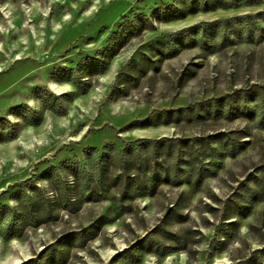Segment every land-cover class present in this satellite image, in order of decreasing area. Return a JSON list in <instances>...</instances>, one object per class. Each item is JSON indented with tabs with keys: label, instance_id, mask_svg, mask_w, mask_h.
Here are the masks:
<instances>
[{
	"label": "rangeland",
	"instance_id": "374dc122",
	"mask_svg": "<svg viewBox=\"0 0 264 264\" xmlns=\"http://www.w3.org/2000/svg\"><path fill=\"white\" fill-rule=\"evenodd\" d=\"M172 2L0 0V264H264V95L252 117L222 107L128 126L264 85L251 20L231 21L239 36L177 35L264 2L170 19ZM217 132L227 139L142 150L141 166L101 158L106 145Z\"/></svg>",
	"mask_w": 264,
	"mask_h": 264
},
{
	"label": "trees",
	"instance_id": "16d2710c",
	"mask_svg": "<svg viewBox=\"0 0 264 264\" xmlns=\"http://www.w3.org/2000/svg\"><path fill=\"white\" fill-rule=\"evenodd\" d=\"M261 2H264V0H173L168 10L165 11V14L170 19H181L188 14H193L198 11L210 12L217 9L237 7L242 4L245 6H252ZM257 18H259L258 21H256ZM247 20H251L252 25L257 26L259 31H264V27L259 24V21L264 22V11H257L255 13H251L250 15H238L231 18H226L224 20L215 19L211 21H203L202 23L188 26L186 29L178 32L177 35H179L183 42L187 40V44L192 42L188 37V32L195 34L197 33V30L204 31L208 30L209 28L216 30L219 27H222V30L224 31L228 27L232 29L233 32H235L236 36H239V28L236 26V23L231 24V21L245 24ZM245 28H247V31L249 30L248 26ZM225 38L227 41H231L226 35ZM263 95L264 85L253 84L246 88L236 89L232 93L221 95L216 98H209L186 107L159 110L154 115L132 121L130 124H128V126L144 127L153 126L160 123H167L169 121L180 122L183 119L190 120L192 118H201L203 116L202 114L216 117L220 115L221 109L219 108L222 107H225L228 112H230L231 108H234L238 110L239 113L246 114L248 117H252L253 112L248 107L247 103L260 98ZM238 102L240 103L237 104ZM222 139H227V135L223 132H217L205 137H193L189 139H177L176 137H163L152 140L139 139L127 143L123 148L120 149L119 152H117L115 145H106L103 148L101 158L108 159L112 154L114 157H116V155L118 157L120 155H127L131 158V161L138 162V166H141L144 162V158L140 155L142 150H148L152 148L153 150L164 149L166 152H170L174 150L179 144L187 145L188 142H191L193 145L199 144L201 146H209L210 142H216ZM211 150L213 149L211 148ZM155 178L156 175L154 174L150 180L155 181ZM168 180L167 173L164 172L163 181L165 182ZM198 182H200V178L196 180V185Z\"/></svg>",
	"mask_w": 264,
	"mask_h": 264
}]
</instances>
